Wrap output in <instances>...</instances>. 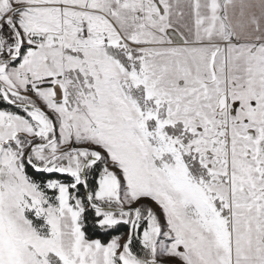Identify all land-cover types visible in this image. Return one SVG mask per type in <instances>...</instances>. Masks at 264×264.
<instances>
[{
	"label": "snow or ice",
	"instance_id": "obj_1",
	"mask_svg": "<svg viewBox=\"0 0 264 264\" xmlns=\"http://www.w3.org/2000/svg\"><path fill=\"white\" fill-rule=\"evenodd\" d=\"M0 264H264V0H0Z\"/></svg>",
	"mask_w": 264,
	"mask_h": 264
}]
</instances>
